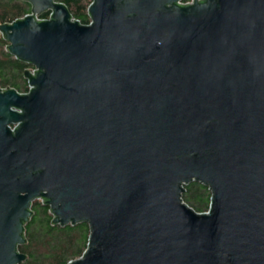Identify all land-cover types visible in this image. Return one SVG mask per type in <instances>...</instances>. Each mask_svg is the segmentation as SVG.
<instances>
[{
	"label": "water",
	"instance_id": "obj_1",
	"mask_svg": "<svg viewBox=\"0 0 264 264\" xmlns=\"http://www.w3.org/2000/svg\"><path fill=\"white\" fill-rule=\"evenodd\" d=\"M17 1L0 38L29 90L0 88V264L24 260L35 199L88 226L66 264H264V0H90L86 25ZM192 181L204 213L180 200Z\"/></svg>",
	"mask_w": 264,
	"mask_h": 264
},
{
	"label": "trees",
	"instance_id": "obj_2",
	"mask_svg": "<svg viewBox=\"0 0 264 264\" xmlns=\"http://www.w3.org/2000/svg\"><path fill=\"white\" fill-rule=\"evenodd\" d=\"M63 4L71 18L79 24L86 25L89 20L86 8L90 0H56ZM185 0H182L184 2ZM29 13V6L17 0H0V24ZM47 13L39 16L45 19ZM6 43L0 38V88H11L18 93L26 90L23 71L29 68L25 63L15 60L5 50ZM180 200L195 213H204L208 209L209 191L197 182L182 186ZM29 220L23 226L24 243L16 251L25 256L19 264H66L81 256L86 247L88 226L85 222L74 225L50 224L51 215L42 201H33Z\"/></svg>",
	"mask_w": 264,
	"mask_h": 264
},
{
	"label": "built area",
	"instance_id": "obj_3",
	"mask_svg": "<svg viewBox=\"0 0 264 264\" xmlns=\"http://www.w3.org/2000/svg\"><path fill=\"white\" fill-rule=\"evenodd\" d=\"M191 2H192V0H185L184 2L181 1L180 3L183 4V5H186V4H191ZM47 17H48V14H47ZM47 17L45 19H47ZM30 72H32V69H30ZM28 90H29V87L26 86V90L23 93H26ZM16 126H17V124L9 126V129L13 130Z\"/></svg>",
	"mask_w": 264,
	"mask_h": 264
},
{
	"label": "rangeland",
	"instance_id": "obj_4",
	"mask_svg": "<svg viewBox=\"0 0 264 264\" xmlns=\"http://www.w3.org/2000/svg\"><path fill=\"white\" fill-rule=\"evenodd\" d=\"M33 201H34V202H35V201H38V202H40V200H39V199H35V200H33ZM33 201H32V202H33Z\"/></svg>",
	"mask_w": 264,
	"mask_h": 264
}]
</instances>
